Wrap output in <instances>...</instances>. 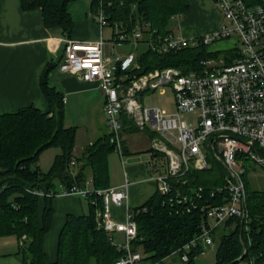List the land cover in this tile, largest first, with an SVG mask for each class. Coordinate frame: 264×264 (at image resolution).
I'll use <instances>...</instances> for the list:
<instances>
[{"label": "trees", "instance_id": "obj_1", "mask_svg": "<svg viewBox=\"0 0 264 264\" xmlns=\"http://www.w3.org/2000/svg\"><path fill=\"white\" fill-rule=\"evenodd\" d=\"M70 1L21 0V7L40 9L45 26L59 27L62 36L71 39L74 21L67 7ZM100 1L110 24H121L127 31L140 25L146 35L153 30L167 34L171 31V19L188 9L185 0H92L93 11ZM248 1L264 3V0ZM211 55L217 52H209L202 42L194 48L165 54L146 49L138 58L140 69L134 73L139 75L164 67H177L186 72L198 68L199 60ZM57 63L49 61L39 77L49 111L42 112L28 105L0 114V235L16 237L22 264H48L42 241L51 229L52 198L59 192V185L65 188L81 185L90 174L94 189L109 187L107 156L115 149L111 134L100 135L85 147L80 157L73 158L76 128L65 126L63 95L49 83V73ZM123 130L134 129L126 122ZM49 147H58L60 153L55 155L49 170L42 172L38 159ZM157 167L156 159L153 169ZM225 174L218 161H213L207 170H188L183 178L172 181L178 190L166 196L156 191L143 205L132 209L136 222L132 248L140 251L142 259L157 264L193 239L207 222L205 206L220 204L226 199L224 192L216 191L222 186ZM245 188L246 219L232 216L210 231L216 243L214 264L231 261L264 264V191L248 189L246 178ZM94 195H89V199ZM183 195L187 201L178 202ZM41 198L43 206L39 215ZM95 200L96 203L89 201L87 214L66 216L58 235L55 264H115L123 255L109 234L96 227L95 209L102 206V198ZM202 250L198 245L186 251V264H194L195 256Z\"/></svg>", "mask_w": 264, "mask_h": 264}, {"label": "built area", "instance_id": "obj_2", "mask_svg": "<svg viewBox=\"0 0 264 264\" xmlns=\"http://www.w3.org/2000/svg\"><path fill=\"white\" fill-rule=\"evenodd\" d=\"M214 1L221 14L218 28L192 37L172 30L167 34L153 30L146 35L140 25L127 31L121 24L109 23L100 1L91 15L100 28H111L110 38L104 39L101 35L94 41L62 38L63 55L58 64L61 71L74 74L80 80L98 81L105 97L103 113L111 141L119 153L123 151L126 122L139 131L153 134L150 149L158 161L153 178L159 194L166 196L178 190L172 181L183 178L188 170L210 169L213 161L224 167L223 184L216 191L224 192L226 199L220 204H207V222L201 225V232L174 251L184 262L188 259L186 251L198 245L205 249L214 243L210 234L213 227L232 216L246 219L245 162L264 168V3ZM175 16L179 18L181 14ZM216 39H231L233 45L223 49L231 53L201 58L198 68L186 72L177 67H164L139 75L134 73L140 69V45L165 54L194 48L199 42L208 46ZM119 42H128L133 50L123 58L104 57L103 45L114 46ZM165 86L172 91L174 112L143 104L145 92ZM184 115L191 118L185 119ZM83 183L70 188L61 186L55 195L95 194L92 203L101 197L102 206L95 209V223L123 251L115 264L143 260L140 251L134 250L131 244L136 236L132 210L126 209L122 221L110 217V204L121 205L124 201V187L94 189L91 180ZM182 200L187 201V197L181 196L178 202ZM114 231L124 234L123 242L116 243L111 235Z\"/></svg>", "mask_w": 264, "mask_h": 264}, {"label": "crops", "instance_id": "obj_3", "mask_svg": "<svg viewBox=\"0 0 264 264\" xmlns=\"http://www.w3.org/2000/svg\"><path fill=\"white\" fill-rule=\"evenodd\" d=\"M185 2L188 9L184 13V21L189 22L194 19L196 28L193 30L184 28L177 34L187 37L199 36L218 28L221 14L214 0H185ZM67 7L74 21L71 39L94 41L100 35L104 39L110 38L111 28H100L91 15L92 0H71ZM105 28L108 29L107 33L104 32ZM62 38L64 37L59 27L45 26L40 9L23 10L21 0H0V114L15 112L28 105H33L42 112L49 111L48 102L39 85V77L49 61H56L59 64L63 55ZM221 40L229 39H218L212 44ZM106 44L110 46V52L113 54L118 47L130 46L128 42H119L114 46L105 43L103 55ZM140 49L139 47L138 50ZM207 49L220 51L225 47L208 45ZM145 50L144 47L140 53L142 54ZM127 52H120L118 56L123 58ZM114 57L106 56L110 59ZM49 83L63 95L65 117L75 108L83 107L88 110V113L99 109L103 113L105 97L99 88L98 81L80 80L74 74L61 71L57 65L49 73ZM133 129L124 132L122 153L114 149L110 155L108 154L109 157L107 156L109 187L122 186L125 191V198L121 205L110 204V217L115 221L124 220L126 209L132 210L143 205L157 190V182L153 178L154 158L150 147H139L134 145L136 141L133 139L131 141L126 139V135L140 132L134 127ZM146 133L150 144V134L148 131ZM256 170L258 169L253 171L255 175L264 177L262 171ZM86 180H91L90 174H87ZM88 187L91 188L90 185ZM58 188L60 189L61 186L59 185ZM251 190L264 191L256 188ZM89 201H91L89 197L79 194L53 196V221L50 231L44 234L42 241L48 264H55L58 235L66 216L87 214L90 210ZM42 206L41 198L39 215ZM50 232H53L51 237H49ZM111 235L114 240L119 239L120 243L124 241L122 232L114 231ZM18 250V241L14 235H0V264H22ZM148 261L143 259L135 264H148ZM162 262L163 264H186L176 253L166 257Z\"/></svg>", "mask_w": 264, "mask_h": 264}, {"label": "rangeland", "instance_id": "obj_4", "mask_svg": "<svg viewBox=\"0 0 264 264\" xmlns=\"http://www.w3.org/2000/svg\"><path fill=\"white\" fill-rule=\"evenodd\" d=\"M184 28H187L190 30L195 29L196 27H195L194 19L189 22L184 21V13H182L179 18L174 16L171 19V22H170L171 30H173L176 33H181L180 31H182ZM107 31L108 29L105 28L104 32L107 33ZM105 36H107V34H105ZM212 43L209 44L211 47L215 46V47H225L226 48L229 45L230 46L233 45V41L231 39L221 40L214 44ZM139 47L141 48L140 51L144 49L143 45H140ZM132 50H133V47L131 45L128 47H120V48L118 47L116 48V51L113 54L110 52V46L106 44L104 46V56L114 57V56H118V53L120 52H127L128 54ZM227 51L222 49L221 51L217 52V54L218 56H220V55H223V53H227V54L231 53V51L229 50ZM142 101L145 106H159L162 109H165L167 112L175 111V103L173 99V94L170 88L167 86L162 87V88H157L154 91L145 92L143 94ZM184 118L190 119L191 116L184 115ZM64 124L65 126H75L76 128L75 129V143H74V148L72 152L73 154L72 156L74 159L80 157L83 154L85 147L89 145L90 143H93L98 138L99 135H102L109 131V126L106 122L105 115L100 111V109L93 110L91 113H88V110H86L84 107L82 109L75 108L72 112L66 115ZM146 134H147L146 131H140L132 135H126V139L127 141L128 140L131 141L132 139L136 141V143L134 144L136 146L150 147L151 138L149 137L150 138V144H149V140L146 137ZM58 153H60V149L58 147H49L40 154L39 159H38V164L42 172H47L49 170L50 166L52 165L55 155ZM245 165H246L245 178H246L247 183H249V186H250V187L248 186V189L256 188V189L264 190V177L257 176L253 172L255 169H258L259 172L262 171L264 173V168L250 161H246ZM50 233L51 234L49 237L53 235V232H50ZM115 241L116 243H120V240L117 238H115ZM215 249H216V243L207 245L206 248L202 250V252H200L198 255L195 256L194 264H214ZM169 257H171V255ZM147 263L152 264L149 261ZM157 264H163V262L157 263ZM238 264H245V263L239 262Z\"/></svg>", "mask_w": 264, "mask_h": 264}, {"label": "water", "instance_id": "obj_5", "mask_svg": "<svg viewBox=\"0 0 264 264\" xmlns=\"http://www.w3.org/2000/svg\"><path fill=\"white\" fill-rule=\"evenodd\" d=\"M243 255H241L237 260H240L242 258ZM235 261H231L229 263H226V264H233Z\"/></svg>", "mask_w": 264, "mask_h": 264}]
</instances>
